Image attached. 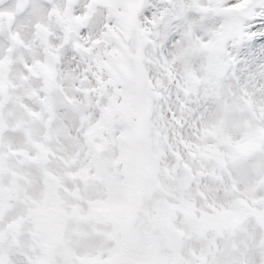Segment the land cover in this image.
Segmentation results:
<instances>
[{"label": "snow or ice", "instance_id": "obj_1", "mask_svg": "<svg viewBox=\"0 0 264 264\" xmlns=\"http://www.w3.org/2000/svg\"><path fill=\"white\" fill-rule=\"evenodd\" d=\"M0 264H264V0H0Z\"/></svg>", "mask_w": 264, "mask_h": 264}]
</instances>
